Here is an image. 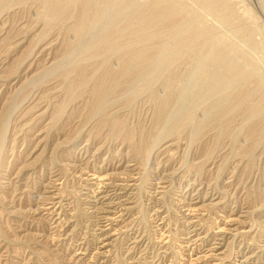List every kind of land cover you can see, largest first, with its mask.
Masks as SVG:
<instances>
[{"label":"rangeland","instance_id":"374dc122","mask_svg":"<svg viewBox=\"0 0 264 264\" xmlns=\"http://www.w3.org/2000/svg\"><path fill=\"white\" fill-rule=\"evenodd\" d=\"M228 1L238 22L218 24L203 6L207 36L252 75L229 88L249 99L222 120L210 116L208 86L191 81L193 62L178 63L170 97L163 79L122 73L129 55L90 51L68 14L55 22L41 0L1 1L0 264H182L211 243L222 264H264V114L250 112L264 106V0ZM149 82L154 91L136 94ZM93 86L107 106L95 109ZM184 111V130L163 137ZM94 173L109 184L97 190Z\"/></svg>","mask_w":264,"mask_h":264},{"label":"bare ground","instance_id":"6f19581e","mask_svg":"<svg viewBox=\"0 0 264 264\" xmlns=\"http://www.w3.org/2000/svg\"><path fill=\"white\" fill-rule=\"evenodd\" d=\"M1 1L2 0H0V3H1ZM180 1L181 0H179V1H174V0H41V3L43 2V5H44L43 10H45V16L48 18H51V20H54L55 22L57 19H59L63 15L65 16V14H68L70 16V18H72L75 22L74 30L79 35V38L82 36L83 37L85 36L88 39V43L90 44L88 46V48L90 49V51H93V52H94V50L98 51L97 54H99L102 51H103L102 53H109V52H113V54L122 53V54H124V57L129 55V56L124 58V60L122 61V66H121L122 67V73L126 74L129 79L136 80V82L137 81L139 82V80L152 81L153 78L156 80L157 77L160 79H163L166 88L169 89V93L167 92L169 94L168 96L171 95L172 90H174L175 86L177 85L175 81L177 80V77L179 76V72H178L179 70L177 71V69H176L178 63L183 59H184V61H183L184 63H185V59H186V62L187 61L193 62V64H196V66L194 65V67H196V68H194V71H193V69H191L190 72L193 71V73L191 74L190 79H191V81L199 82L200 86L202 85V87L204 86V88L206 86H208L207 87L208 92L206 91L207 93L204 92V94H206L207 97L210 96V100L208 99L207 101H211V102H210V104H208V103L207 104L209 105L208 107L210 109L211 108L214 109V110H210L211 114H213V116L211 114H210V116L212 118H219V120L220 119L222 120V118H227V115L230 114L231 112L232 113L235 112L236 109H238L241 105L244 106V103L249 99L248 98L249 96L247 97V95H249L248 93H250V92H248L243 97L241 95L242 89L240 88L241 90H239L236 88L239 84L237 86L233 87V90L229 89L243 75L242 74L243 69L241 66V62L239 60L240 58L238 59V58L229 57L227 54H225L223 52V50L220 47L217 46V43H215L212 40H209V37L207 36V33L209 31V27H208L209 23L207 22V20L209 18H207V16L201 14L203 11L201 12L200 10L203 8V6H206L212 12L211 17L213 19H215L216 21H218V24L219 23L224 24V22H226V23L231 22L232 24L237 23L238 17L236 15V13H234V7H232L231 2H229L228 0H202V2L199 4L200 5L199 7H197V5L195 7H189V5H186ZM236 1H234V2H236ZM232 4H235V3H232ZM216 7H217V11H216ZM69 11H70V13H68ZM118 16H120V19ZM54 21L52 23H54ZM214 26H216V24ZM214 26H212V27H214ZM238 28H239V26H238ZM253 30H255V29H253ZM164 37H167L166 41H163ZM251 37H254V36L250 35V33H249L248 39H251ZM127 38H130L129 43H132V44L128 43L129 45H127L124 43L125 42L124 39H127ZM121 39H122V43L120 41ZM243 39L245 41V36ZM123 40H124V42H123ZM149 42H154V43L159 44V46H156L157 49L155 51H153V52L150 51L152 48L148 45ZM245 42L248 43L247 41H245ZM119 43H121V44L124 43V45H121ZM262 43H264V42L262 41ZM133 45L136 46L138 49L134 54H133V51L136 48H134ZM99 50H101V51L99 52ZM233 50H235V49H233ZM101 58H103V57L101 56ZM105 58H107V57H105ZM242 58H245V57H242ZM102 63H103V61H102ZM103 64H105V63H103ZM52 66H53V64H52ZM178 66H179L178 69H180L181 68L180 63ZM244 70H245V68H244ZM249 71H247V72H249ZM246 75H247V73H246ZM249 75H252V74H249ZM249 75H247L248 78H249ZM245 76L243 75V77H245ZM154 79H153V81H154ZM186 80L188 81V79H186ZM241 80H243V79H241ZM147 81H145V82H147ZM249 81H250V78H249ZM251 81H252V78H251ZM153 83L155 84V82H153ZM144 84H141L142 86L141 85L138 86L139 83L137 84V86L134 88V90H136L135 91L136 94L143 91L142 89H145L147 87L149 88L151 86L150 82L148 85L147 84L144 85ZM187 85H191V84L189 83ZM234 85H236V83ZM260 85L257 84V86H259L261 89ZM180 86L184 87L183 84ZM151 88H152V86L150 87V90H151ZM176 89L178 90L177 87H176ZM254 89H256V88L254 87ZM202 90H205V89L202 88ZM229 90H231V91H229ZM151 91H154V90H151ZM197 91L200 92L201 89L197 90ZM226 91H229V92H226ZM178 92H180V91H178ZM199 92L196 93V92L191 91L189 94L192 96L191 98H193L194 96L199 94ZM224 92H226V93H224ZM172 93L174 94V92H172ZM93 94L96 97V99L94 98L96 100V103H95L96 105H94L95 109L100 108L99 106L102 107L104 105V103L107 101V97H108V96L106 97V95H107L106 88L95 86L92 90V95ZM185 95H187V94H185ZM185 95H184V97H185ZM154 96H156V95L154 94ZM202 96H203V94H202ZM198 97H200V96H198ZM166 98H167V94H166ZM166 98L164 100H162L164 103H165V100L168 101L167 100L168 98L167 99ZM196 98H197V96H196ZM262 99H263V97H262ZM155 100H156V98H155ZM186 100H187V98H186ZM255 100H257V98ZM157 102H158V100H157ZM170 102H171V99L168 103H170ZM183 102H185V100ZM204 102H206V101H204ZM254 102H256V101H254ZM159 104H161V103H159ZM191 104H193V103H191ZM200 105H201V103H200ZM105 106H107V104ZM208 107H207V109H208ZM263 107H264L263 103L262 104H260V103L251 104L250 112L252 113V115H261L262 116L264 114V108ZM164 108H165V110L167 109L166 107H164V105L160 109L158 107L159 112L157 113V115H158L157 118H162V117L167 115V112H165ZM203 109H205V108H203ZM244 109H245V107H244ZM120 110H122V109H120ZM240 110H241V108H240ZM205 111H207V110H205ZM191 113L193 114V112H191ZM246 113H244V114H246ZM169 114H171V112ZM208 114H209V112H208ZM235 114H236V112H235ZM241 114L239 113V115H241ZM191 117H193V116H191ZM242 117H245V115L241 116V118ZM251 117L253 118L254 116H251ZM255 117H257V116H255ZM189 118H190V115H187V113L185 112L184 114H182L181 118H178L176 120V122H174V123L172 122V124H173L172 127L169 126L170 128L166 129L163 133H161V135L162 136L164 135L166 137V136H168V135H170V134H172L175 131H178L180 129L184 130V125H185L186 121L187 122L190 121ZM253 119H255V118H253ZM204 122H206V121H204ZM197 123H198V121H197ZM252 123H251V125H252ZM186 125H187V123H186ZM188 125H190V123ZM1 127H3V125ZM206 127H208V126H206ZM180 131H182V130H180ZM249 134H250V132H249ZM2 136H3V134H2ZM2 136H0V151H3L2 150L3 144H1L3 142L1 139ZM93 178L98 180L97 190L101 189V185H100L101 182L104 183L105 185L109 184L108 182H106L107 181L106 178L99 175V174L94 173ZM87 179H89V176ZM93 183H95V182H93ZM113 185H114V187H112V186L111 187H112V190L114 192H118V190H121L119 185H117V184H113ZM49 207H50V205H49ZM188 210H194V209L188 208ZM105 216H107V215H105ZM111 218L112 217H109V219H111ZM233 220L234 219L231 218L228 221H233ZM109 223H111V222H109ZM224 227L223 228L220 227L219 231H222V232L226 231L227 229L225 230ZM243 228H245V227H243ZM242 231H240L238 233H243L246 230H244L243 232ZM247 231H250V229ZM196 249L197 248H195V250ZM215 250H217L216 246H214L211 243L203 249L200 248V250H197L195 252L192 251V253H189L188 258L185 261H183L182 264H207L209 261L212 262L211 264H222V258L220 257L219 253L215 252ZM243 264H244V261H243Z\"/></svg>","mask_w":264,"mask_h":264}]
</instances>
